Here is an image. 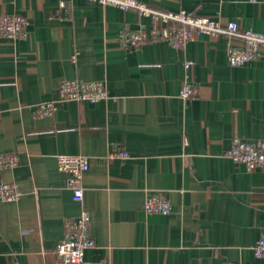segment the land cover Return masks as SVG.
Here are the masks:
<instances>
[{
	"label": "crops",
	"instance_id": "crops-1",
	"mask_svg": "<svg viewBox=\"0 0 264 264\" xmlns=\"http://www.w3.org/2000/svg\"><path fill=\"white\" fill-rule=\"evenodd\" d=\"M264 32V0H137ZM0 13L24 16L27 36H0V264H58L65 221L84 208L95 248L84 264H264V168L236 164L234 138L264 140V52L231 67L240 40L201 35L182 49L151 42L127 49L124 32L152 22L137 11L87 0H0ZM189 64V68L186 66ZM103 81L109 99L62 101L64 80ZM185 82L198 96L180 98ZM56 111L38 117V106ZM123 154H128L124 157ZM60 155L89 158L83 207L58 169ZM153 193L171 203L148 214Z\"/></svg>",
	"mask_w": 264,
	"mask_h": 264
},
{
	"label": "built area",
	"instance_id": "built-area-1",
	"mask_svg": "<svg viewBox=\"0 0 264 264\" xmlns=\"http://www.w3.org/2000/svg\"><path fill=\"white\" fill-rule=\"evenodd\" d=\"M105 7L113 6L123 11L135 10L141 16L151 20L150 30L124 32L120 42L127 49H139L144 45L156 42H168L175 49H182L188 43L195 41L201 35L213 38L227 36L240 40V46L231 45L228 48V62L231 67H242L257 59L264 52V32L257 33L243 30L234 21L220 23L205 16H196L184 11L174 13L158 10L137 0H87ZM28 20L24 16L0 13V36L10 40L27 36ZM189 68V64L186 66ZM198 88L185 82L180 90V98L184 101L193 100L198 96ZM60 99L62 101H77L98 103L109 99V92L103 81L64 80L60 84ZM56 111L55 102H46L38 106L36 116L49 117ZM128 157V154H123ZM229 157L236 163L246 166L249 170L264 168V140L247 142L240 137L234 138ZM18 163L16 155H0V168H14ZM58 169L69 176L68 186L72 191L73 200L83 207L84 188L82 181L89 169V158L83 155H60ZM22 193L15 182L0 186V197L4 201H17ZM148 214L168 215L172 211L168 198L161 193H153L145 204ZM95 248L91 235V220L88 212L82 208L76 218L65 221L63 240L59 243L56 253L60 257L58 264H84L85 252ZM254 254L264 259V237L255 244Z\"/></svg>",
	"mask_w": 264,
	"mask_h": 264
}]
</instances>
